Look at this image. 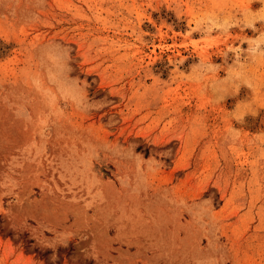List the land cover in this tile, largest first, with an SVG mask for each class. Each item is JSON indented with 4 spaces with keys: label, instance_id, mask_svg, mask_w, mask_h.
Segmentation results:
<instances>
[{
    "label": "rangeland",
    "instance_id": "rangeland-1",
    "mask_svg": "<svg viewBox=\"0 0 264 264\" xmlns=\"http://www.w3.org/2000/svg\"><path fill=\"white\" fill-rule=\"evenodd\" d=\"M262 6L0 0V264H264Z\"/></svg>",
    "mask_w": 264,
    "mask_h": 264
},
{
    "label": "clouds",
    "instance_id": "clouds-1",
    "mask_svg": "<svg viewBox=\"0 0 264 264\" xmlns=\"http://www.w3.org/2000/svg\"><path fill=\"white\" fill-rule=\"evenodd\" d=\"M259 2L264 5V0H259ZM258 23L264 25V6L256 11H253L251 7L246 10L242 9L235 15L205 14L198 18L196 32L201 33L202 38L211 36L214 31L218 33V36H227L232 33L231 29L234 28H238L240 32L251 29L253 32L258 33V35L253 37L247 36L246 38L240 40L239 47H236L235 44L225 47V52L222 57H225L228 51L237 53L238 59L236 60V63L238 65L237 70L239 71L245 61L254 62L258 58L264 57V27L257 28L256 25ZM245 43L250 46L248 49L243 48V44ZM240 79H245L244 73L242 72ZM244 85L248 87L247 84ZM247 115L248 114H245V117Z\"/></svg>",
    "mask_w": 264,
    "mask_h": 264
}]
</instances>
